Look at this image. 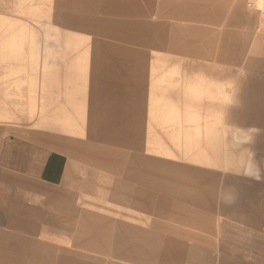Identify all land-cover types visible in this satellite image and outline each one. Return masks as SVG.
<instances>
[{
  "label": "rangeland",
  "instance_id": "rangeland-1",
  "mask_svg": "<svg viewBox=\"0 0 264 264\" xmlns=\"http://www.w3.org/2000/svg\"><path fill=\"white\" fill-rule=\"evenodd\" d=\"M162 5L0 0V149L32 131L67 146L102 217L116 180L206 211L264 185V77L205 69L203 24Z\"/></svg>",
  "mask_w": 264,
  "mask_h": 264
},
{
  "label": "crops",
  "instance_id": "crops-1",
  "mask_svg": "<svg viewBox=\"0 0 264 264\" xmlns=\"http://www.w3.org/2000/svg\"><path fill=\"white\" fill-rule=\"evenodd\" d=\"M162 6L176 22L203 24V36L194 37L203 46L194 54L209 60L205 69L221 71V78L243 68L264 77V0L251 9L246 0ZM73 155L38 131L5 140L0 264H264V185L229 189L227 203L206 211L150 186L131 194L116 180V218L102 217L84 207L100 201L92 195L101 187L83 180Z\"/></svg>",
  "mask_w": 264,
  "mask_h": 264
},
{
  "label": "built area",
  "instance_id": "built-area-1",
  "mask_svg": "<svg viewBox=\"0 0 264 264\" xmlns=\"http://www.w3.org/2000/svg\"><path fill=\"white\" fill-rule=\"evenodd\" d=\"M258 0H246V5L251 9L255 7Z\"/></svg>",
  "mask_w": 264,
  "mask_h": 264
},
{
  "label": "bare ground",
  "instance_id": "bare-ground-1",
  "mask_svg": "<svg viewBox=\"0 0 264 264\" xmlns=\"http://www.w3.org/2000/svg\"><path fill=\"white\" fill-rule=\"evenodd\" d=\"M141 37H142V36H141ZM141 39H143V38H139V39H138V42H140L139 40H141ZM127 83H128V82H127ZM175 94H176V93H175ZM243 176H244V175H243Z\"/></svg>",
  "mask_w": 264,
  "mask_h": 264
}]
</instances>
